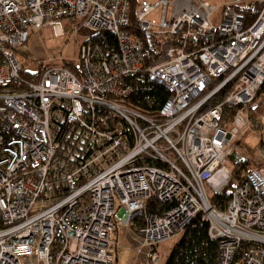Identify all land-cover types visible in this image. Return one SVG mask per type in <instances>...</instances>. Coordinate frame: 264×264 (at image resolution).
<instances>
[{
  "label": "built area",
  "instance_id": "2783aa9c",
  "mask_svg": "<svg viewBox=\"0 0 264 264\" xmlns=\"http://www.w3.org/2000/svg\"><path fill=\"white\" fill-rule=\"evenodd\" d=\"M256 3L247 26L240 8ZM129 10V0H0V264H115L118 229L158 264V245L197 213L218 241L215 264H264V131L252 119L264 0H139V30L161 39L145 69ZM73 23L112 32L116 49L83 43L78 75L42 62L24 77L30 34L63 37ZM143 69L168 92L155 115L128 105ZM252 128L256 158L243 145ZM232 154L250 166L220 209L209 196L230 181ZM149 199L167 206L144 214Z\"/></svg>",
  "mask_w": 264,
  "mask_h": 264
},
{
  "label": "trees",
  "instance_id": "16d2710c",
  "mask_svg": "<svg viewBox=\"0 0 264 264\" xmlns=\"http://www.w3.org/2000/svg\"><path fill=\"white\" fill-rule=\"evenodd\" d=\"M130 10L127 25L124 27L132 33L137 34L143 42V52L145 56L144 69L149 66L154 59L160 54L159 45L160 37L140 31L136 24V10L139 0H129ZM263 8L262 3L247 4L240 8L246 15V25L250 26L259 15ZM95 42L99 43L105 50L116 49V37L112 32L100 31L90 35L83 43ZM190 46L186 48V51ZM63 66L75 74H79L80 66L75 61H66ZM40 67L35 72H28L24 68L23 76H35ZM142 70L136 76L130 78V84L133 86V93L130 97L128 105L148 115H155L161 105L168 97V92L164 87L157 85L148 79L145 70ZM259 93L264 94V80L261 84ZM225 91L222 90L212 100V104H218L222 101ZM256 96V97H257ZM264 131V125H263ZM229 166L231 168L230 181L217 193L209 196L210 202L214 203L218 208L224 209L228 204L233 190L237 187L241 180L242 174L247 171L250 166L248 160H243L237 155L229 156ZM167 204L160 203L154 199H149L144 214L161 212L166 208ZM218 257V241L213 240L208 235V221L203 217L202 213H197L183 228L179 235L178 241L175 243L165 264H215Z\"/></svg>",
  "mask_w": 264,
  "mask_h": 264
},
{
  "label": "rangeland",
  "instance_id": "374dc122",
  "mask_svg": "<svg viewBox=\"0 0 264 264\" xmlns=\"http://www.w3.org/2000/svg\"><path fill=\"white\" fill-rule=\"evenodd\" d=\"M171 1V0H170ZM217 5L220 4V0H208ZM172 10L171 5L168 7V11ZM159 16V10L155 11L151 19L157 20ZM221 9H217L212 15L211 19L214 25L218 26L220 23ZM95 32L85 26H80L77 23H73L71 28H65V35L63 37H56L54 32L49 29H41L37 32L30 34L27 42V47L30 50L32 58H26L23 55H18V60L24 65V68L28 72H35L42 62L47 65L58 66L62 65L66 61L77 62L80 52V47L83 42ZM52 56L54 59H51ZM255 106L252 110V119L257 125L260 123L264 125V94L259 93L255 99ZM262 140V132L257 128H252L244 137L243 145L253 148L254 158H256V148ZM258 161V160H257ZM259 163H262L259 160ZM114 236L120 241L118 251L115 254L116 264L135 263L139 261L138 253L133 249L131 243L127 240L126 234L118 229ZM126 240H125V239ZM179 235L174 236L168 240L161 242L157 247L158 264H165L167 257L173 249L175 243L178 241ZM125 241V242H122Z\"/></svg>",
  "mask_w": 264,
  "mask_h": 264
},
{
  "label": "crops",
  "instance_id": "0c3cea01",
  "mask_svg": "<svg viewBox=\"0 0 264 264\" xmlns=\"http://www.w3.org/2000/svg\"><path fill=\"white\" fill-rule=\"evenodd\" d=\"M125 239V238H124ZM126 240V239H125ZM122 242H125V241H122ZM136 260L137 261H139L138 262V264H145V261H144V259L140 256V257H138V258H136ZM116 264V263H115ZM126 264H135L134 262L133 263H126Z\"/></svg>",
  "mask_w": 264,
  "mask_h": 264
}]
</instances>
